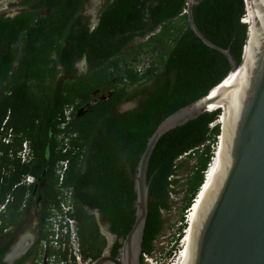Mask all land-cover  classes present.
Here are the masks:
<instances>
[{
    "label": "trees",
    "instance_id": "1",
    "mask_svg": "<svg viewBox=\"0 0 264 264\" xmlns=\"http://www.w3.org/2000/svg\"><path fill=\"white\" fill-rule=\"evenodd\" d=\"M86 2L20 0L26 8L13 16L0 15V128L7 116L3 126L13 133L11 143L0 144V204L7 194L13 197L6 213L0 214V264H24L28 259V264H37L38 243L47 236L43 224L47 208L57 204L60 194L55 164L65 158L61 185L71 189L81 256L92 261L106 244L94 210L114 234L108 253L117 256L133 222V174L147 138L165 116L205 95L231 69L226 55L202 43L188 27L186 14H179L186 0H104L91 29L82 13ZM191 13L203 36L227 49L238 65L247 26L241 21L246 17L243 0H201L192 5ZM136 38L144 39L130 45ZM143 53L153 57L139 72L132 62ZM81 58L87 69L76 73L72 65ZM133 99V107L117 110ZM80 106L83 111L76 114ZM66 107L71 109L67 120ZM219 114V108L201 112L155 142L146 167L140 264L161 231L162 211L171 207L178 158L197 160L183 182L188 195L181 211H187L204 182L219 134ZM23 140L32 153L28 163L8 155ZM25 174L33 176L34 183L42 181L38 185L42 222L33 245L8 263L4 255L15 234L8 232L3 240L2 229L20 223L18 208L33 185L11 188ZM178 220L183 228V212ZM60 253L64 257L65 250Z\"/></svg>",
    "mask_w": 264,
    "mask_h": 264
},
{
    "label": "water",
    "instance_id": "2",
    "mask_svg": "<svg viewBox=\"0 0 264 264\" xmlns=\"http://www.w3.org/2000/svg\"><path fill=\"white\" fill-rule=\"evenodd\" d=\"M200 1L185 2L188 27L206 46L226 55L231 64L228 73L242 65L243 49L250 39L249 33L252 40L219 164L194 219L189 248L181 264H264V0H256L259 5L255 4V7L253 0H249L251 27L250 23L243 21L247 25L246 38L238 65L227 49L209 41L196 27L191 8ZM243 2L247 17L246 0ZM213 87L205 95L165 116L147 138L133 174V222L121 239L117 256L108 253L114 234L98 221L97 211H93L106 244L90 264H140V245L148 198L146 167L151 150L166 131L201 112L210 111L206 107L208 103L220 99L219 93L210 97ZM220 114L217 117L219 132L222 128ZM12 257L7 252L4 260Z\"/></svg>",
    "mask_w": 264,
    "mask_h": 264
},
{
    "label": "built area",
    "instance_id": "3",
    "mask_svg": "<svg viewBox=\"0 0 264 264\" xmlns=\"http://www.w3.org/2000/svg\"><path fill=\"white\" fill-rule=\"evenodd\" d=\"M185 13V8H182L179 14ZM243 18H241L242 21ZM243 22V21H242ZM7 116L4 117L1 123L0 144H9L12 141L13 133L11 128H4V122ZM65 120L68 115H64ZM218 139V135L216 136ZM67 148L65 145L62 148V152ZM9 156L18 158L19 162H26L30 155V147L26 140L21 142L20 147L13 153L10 151ZM214 154V153H213ZM68 160L61 159L57 162L55 172L58 176L57 188L60 194L57 196V204L51 205L47 208V216L44 218L43 224L47 231V236L42 238L38 243V256L35 262L37 264H90L89 258H83L80 252V246L77 236L76 219L72 215L73 206L71 201V189L64 188L61 185L63 173L67 168ZM205 172V170H204ZM203 172V176H204ZM33 176L26 174L22 176V184L29 185L33 182ZM0 204V210L3 209L4 203ZM50 248L51 252L47 254V250ZM65 250L64 257L60 252ZM145 254H142V257Z\"/></svg>",
    "mask_w": 264,
    "mask_h": 264
},
{
    "label": "rangeland",
    "instance_id": "4",
    "mask_svg": "<svg viewBox=\"0 0 264 264\" xmlns=\"http://www.w3.org/2000/svg\"><path fill=\"white\" fill-rule=\"evenodd\" d=\"M19 1L20 0H1L0 1V14L10 15L14 12H17L18 10L22 8H26V6L21 5ZM94 2L97 5L100 2V0L98 1L94 0ZM91 3L92 2H90L88 5H85L84 7H86L87 10H91ZM142 39L136 38L130 45H132L135 42L141 41ZM152 57H153V54L150 55V53H145V54L143 53L138 56L137 61L132 62V66L136 69V71L138 70L139 72H141L143 69L147 67L149 62L152 60ZM130 61H131V58H127L126 62L128 63ZM105 96L106 94L103 95V98ZM69 111H70L69 108L67 107L64 108L63 115L69 116ZM82 111H83V108H78L75 111V113L79 114ZM217 122L218 121H216V123ZM57 139H60V135L57 136ZM218 139L220 140V135ZM218 139L216 137V142L213 148L214 152H217V149L219 148ZM214 155L216 154H213V156L211 157V162L214 159ZM196 161L197 160L195 156L182 155L178 158L177 162L179 163L178 164L179 166L177 169V175L175 176L177 178V183L176 185L173 186V191L170 194L171 207L168 211H162V217L164 219V222H163L161 231L157 235L155 240L153 241V249H152L151 254L150 255L145 254V256L142 257L143 264H179L185 243L188 238V234H189L188 229L190 228V224L192 222L195 200L197 201V197H196V199L193 202L192 208L189 209V224H188L189 227L187 231L185 232L186 227H187L186 224L184 225L183 228H179L180 222L178 220L180 213L183 212L185 215L184 222L186 223V218L188 214L187 211L185 212L184 210L181 211L182 206L187 201L186 196L188 195L187 186L183 185V182L189 176L191 169L196 164ZM56 166H57V163L55 164V169H56ZM185 233H186L185 239L182 241L181 238L184 236Z\"/></svg>",
    "mask_w": 264,
    "mask_h": 264
},
{
    "label": "flooded vegetation",
    "instance_id": "5",
    "mask_svg": "<svg viewBox=\"0 0 264 264\" xmlns=\"http://www.w3.org/2000/svg\"><path fill=\"white\" fill-rule=\"evenodd\" d=\"M103 1L104 0H100V2L96 5L94 0H88V2H86L84 4V6H85V5H88L90 2H92L91 3V10H87V8L84 6L82 9V13H84L85 15L88 16V27H89V29H91L96 24L98 10H99L101 4L103 3ZM95 5H96V7H95ZM43 11H44V9L40 10V12H43ZM17 12H14L10 15H3V14H0V15L13 16ZM72 66L75 69L76 73H80V72L83 73L87 69L85 61L82 58L80 60H76ZM67 78H70V76H67ZM92 95H93V99H94L96 96H94L95 95L94 93ZM135 102H136V99H133V100L128 101V102H124V103L118 105L117 110L123 111V110L129 109L135 105ZM80 108H82V106H80ZM69 110L71 111L70 108H69ZM20 145H21V143H20ZM9 157L14 158V159H18L12 155ZM31 159H32V153H31L29 159L23 163H28ZM3 171L6 172L5 169H3ZM22 176H24V175H22ZM21 179H22V177L20 178L19 182L12 185V188H11L12 190L15 189L19 185H24L25 187H30V185H33V187H32L30 192H28V190H27V192L24 194L23 199L21 200V204L18 208V210L20 211V215L18 218L20 220L19 225L16 227H14L13 225H9V226L4 227L2 229V234L5 235V236H2L3 240L7 239L6 233L13 232V234H15V239L7 251L8 253H10L13 249V246L16 244L13 251H12V255H13L12 259L5 260L8 263H10L13 259L22 255L31 245H33V243H34V241L38 235V231L40 230L39 225L42 222V219L40 217L41 208H42V200H41V196L38 192V185H41L42 181L40 180L38 183H34L35 179H33V182L31 184L25 185V184L20 183ZM5 199H6V201L4 203L3 209L0 210V214L6 213V207L12 201L13 197H12V195L7 194L5 196ZM25 236H26L25 240H24V238L22 240L21 237H25ZM21 240H22V244L19 245ZM26 245H28V246L26 248H24ZM30 260L31 259H28L27 262H25L24 264H28L30 262Z\"/></svg>",
    "mask_w": 264,
    "mask_h": 264
},
{
    "label": "bare ground",
    "instance_id": "6",
    "mask_svg": "<svg viewBox=\"0 0 264 264\" xmlns=\"http://www.w3.org/2000/svg\"><path fill=\"white\" fill-rule=\"evenodd\" d=\"M255 2H256V0H253V7H255V4L257 6L259 5V3H257V2L255 3ZM249 5H250L249 0H246L248 15L245 18L243 17L242 21L250 23L249 27H251V21L249 19ZM249 36H250V39L247 41V44L244 45V49H243V63H242V65L239 66L237 68V70L230 71L225 76L223 81H221L219 84L214 86L209 93L210 97H212L213 95H217L218 93L220 94L219 100L208 103V105L206 106L207 109H210V110H213L217 107L221 108L220 122H221L222 128H221V132H220V140H219V146H218L219 148L217 149V152H215L216 155H214V159L212 160V162L209 163L210 165H208V168L205 171L206 174L204 173V180H203L204 182L201 184V186L198 189L199 192L197 193V201L195 200V198H196V195H195L194 199L191 201V207L188 208V211H187L188 214H187V218H186V226L187 227H186L185 232L187 231V229L189 227L188 226V224H189V209L192 208V206H193L192 202L195 200V205L193 208L194 213H193V217H192V222L190 224V228L188 229L189 230L188 238H187V241L185 243L179 264H181L185 254L189 248V243H190L194 219L197 215V212L200 208V205L204 199V196L207 192V189L211 183V180H212L214 173H215V171L218 167V164H219V160H220L221 153L223 150V145H224V142L226 140V136H227L228 129H229V126L231 123L234 108L236 105L239 89L241 87L240 85L242 83L243 71L245 69V65H246L247 60H248V55H249V50H250L251 40H252L250 33H249ZM222 106H224V107H222ZM223 108H224V110L226 109L224 112H223ZM218 120L219 119H217L216 121H218ZM185 235H186V233L182 237V241L185 239ZM25 238H24V240H25ZM22 240L19 243V245L22 244ZM14 247H15V245L13 246V249H14ZM13 249H12V251H13ZM12 251L9 253V256H13Z\"/></svg>",
    "mask_w": 264,
    "mask_h": 264
},
{
    "label": "clouds",
    "instance_id": "7",
    "mask_svg": "<svg viewBox=\"0 0 264 264\" xmlns=\"http://www.w3.org/2000/svg\"><path fill=\"white\" fill-rule=\"evenodd\" d=\"M194 199V198H193ZM187 211H188V209H187ZM188 213V212H187ZM181 240H182V238H181ZM177 253H179V252H177Z\"/></svg>",
    "mask_w": 264,
    "mask_h": 264
},
{
    "label": "crops",
    "instance_id": "8",
    "mask_svg": "<svg viewBox=\"0 0 264 264\" xmlns=\"http://www.w3.org/2000/svg\"><path fill=\"white\" fill-rule=\"evenodd\" d=\"M25 237H26V236H25ZM25 237H24V238H25ZM21 238H22V237H21ZM21 238H20V239H21ZM15 245H16V244H15Z\"/></svg>",
    "mask_w": 264,
    "mask_h": 264
}]
</instances>
